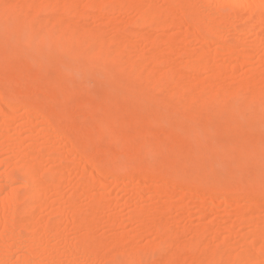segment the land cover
<instances>
[{
  "label": "rangeland",
  "instance_id": "obj_1",
  "mask_svg": "<svg viewBox=\"0 0 264 264\" xmlns=\"http://www.w3.org/2000/svg\"><path fill=\"white\" fill-rule=\"evenodd\" d=\"M95 1L0 0V95L6 94L5 104L15 108V111L0 117V174L3 171H11L16 180L12 190L5 186L0 188V203H4L6 196L11 192L15 193L16 217L9 218V222L18 223L16 236L21 241L18 249L7 239L3 241L4 245H0V250L3 247L6 250L7 263L16 262L19 255H27L32 247H38V242L32 240L36 236L42 240L41 247L52 252L51 264H123L131 253L133 258H138L137 262H133L135 264H157L161 258L170 263L178 251L185 254V248L199 260L183 258L181 264H223L218 261L219 252L223 251L228 264H249V250L252 251L253 264H263L264 257L260 258L263 255L260 249L264 248V238L257 239V236L264 230V212L248 209L247 205L252 202L245 196H237L227 202L218 201L220 197L217 196L218 200L214 202V206L201 209L199 202H205V199L180 193V190L163 195L160 193V183L151 179L141 181L137 176L118 178L107 172L97 174L90 164L86 166L80 159V153L71 148L63 138L62 132L52 131L42 123V118L35 116L32 111H21L20 105L9 99L14 88L19 85L8 79L11 67L9 61H14L16 67L20 68L27 58V69L31 77L28 82L22 80V84L27 82L26 86H23L32 91L28 96L39 103L49 101L51 93L47 92L46 87L50 84L60 89L64 84V88L78 99L84 100V96L90 98L91 95V103L97 102L101 93L114 92L119 101H130L133 107L129 110L134 112L133 115L153 114L158 122L154 126L155 130L153 129L156 140L167 132L172 124L180 126L181 136H188L193 141L200 139L202 144L196 146L191 155L196 165H200L204 160L205 177L221 183L236 181L233 167L246 160V155L238 152L230 155L223 153L222 142L227 140V129L242 134L245 140L253 136H264V119H252V115L247 113L248 111L245 112L246 110L236 126H229L226 121L227 111L230 116L239 117V109L243 107L236 103L242 102L243 99L250 102V107L259 100L264 105V45L255 47L254 35L247 36L242 33L251 22L249 12L239 10L237 24L235 22L222 26L221 39L215 49L208 43L195 41L193 33L197 29L196 26L192 27L193 30L186 31L182 27L162 24L148 28L145 26L146 28L141 27V30L149 35L146 39H141L138 36L140 28L134 25L139 21L140 8L138 10L124 7L119 12L98 13L90 9ZM192 1L201 16L207 14V9L214 7L225 14L233 13L230 8L220 4L219 0H190ZM111 2L122 4L123 0ZM171 5L175 7L172 0H157L152 3L157 12H165ZM152 6L150 5V10H155ZM45 15L49 17L47 20L43 19ZM7 23L10 29L15 25L18 28L20 34L14 38L20 40V43L16 44L12 42L14 38H9ZM72 27L76 29L74 33L69 31ZM232 30H235L238 36L241 35V41L230 36ZM170 39L177 47L173 51L167 48ZM67 40L75 44L69 51V58L61 55ZM152 42H157V46H153ZM224 43L233 45L232 50L221 52L219 46L225 45ZM180 49L200 52L203 58L207 56V68L187 70L184 66L189 58L184 56L185 53H179ZM101 52L105 53L101 57L104 63L99 66L97 59ZM153 54L160 60H156ZM47 56L53 57L46 60ZM77 57L79 61L76 60ZM217 66H222L223 72L220 76H212L210 69ZM176 72L185 75L182 92L177 91L178 84L175 78H171ZM18 74L20 75V72ZM256 76L259 78L252 82L249 88L254 87L260 91L258 98H243L245 94L240 91L226 92L227 89H234ZM203 82L208 83L204 89L201 88ZM211 84L213 87H210ZM214 86H218L221 91L212 93ZM139 90L157 94V100L165 101L170 99L171 94H175L172 110L168 111L167 106L159 101L135 96V92ZM131 92L133 97L129 95ZM207 93L212 94L210 99H205ZM223 98H226L227 102ZM76 102L65 104V110L69 112L65 122L79 123L80 127L95 123L93 119L96 107L86 101L78 102L76 106ZM223 103H227L222 106L224 114L213 122L201 124L202 115H196L198 126L209 127L212 133L206 129H197V124L193 125V109L203 112L207 106ZM234 103L237 107H232ZM57 109L61 112L63 107L57 105ZM119 110L121 113L122 110ZM100 115L105 117V114ZM122 118L119 117V121ZM135 118L134 125L137 124ZM160 118L162 120L158 121ZM193 128L195 130H191ZM122 136L116 140L109 136L103 138L99 143V150L93 143L86 145L85 156L95 155L110 166L122 163L127 165L126 159L129 157L121 147V141L124 140ZM163 143L165 150L170 151L168 141ZM107 148L111 149L112 154L108 155V152L104 151ZM29 154L34 155L28 163L34 172L31 173L42 183V187L34 191L25 183V177L21 173L22 162L24 159L29 161ZM142 155L144 156L143 153ZM180 156L184 155H177L178 165L186 168L190 164V158L183 157V160H180ZM241 157L244 158L240 159ZM145 160L152 166L167 163L170 158H161L153 151L146 154ZM257 161L259 166L264 168V156ZM242 165L240 171L249 176V168ZM97 175L101 177L102 182L97 179ZM176 185L179 186L174 183V186ZM182 197L187 198L185 203L181 202ZM97 198H103L104 202L93 211L92 203ZM25 202H30L32 206L30 217L22 215V209L27 205ZM180 202L183 205L181 208L177 207ZM152 207H167V210L159 217L162 228L153 225L145 233L141 231L140 222L131 219V215L140 209ZM73 210L83 214L91 225L77 227L72 220ZM237 211L245 216H254L258 223L243 225L240 215L236 214ZM47 225L57 227V233H43ZM26 227L28 229H25ZM159 229L164 232V236L161 237ZM86 235H91L95 240L106 241L105 245L98 248L99 255L89 254L82 258L80 254L75 255L76 249L72 248L73 256L69 260L65 259L63 251ZM194 244L195 247L192 246ZM148 248L150 250H147ZM35 250L37 251V248ZM38 260L37 255L33 264H39ZM124 263L129 264L127 261Z\"/></svg>",
  "mask_w": 264,
  "mask_h": 264
},
{
  "label": "bare ground",
  "instance_id": "obj_2",
  "mask_svg": "<svg viewBox=\"0 0 264 264\" xmlns=\"http://www.w3.org/2000/svg\"><path fill=\"white\" fill-rule=\"evenodd\" d=\"M156 1L157 0H123V3L121 4L120 2H116V3L111 2V0H96L90 6V9L98 13H101V12H115V11L119 12L124 7L136 8L138 10L140 8L139 21L135 22L134 25L139 26L140 31L138 32V36L141 39H146L147 36L149 35L148 33L146 34L141 30V27L144 28L145 26H147L148 28L151 27L152 25L162 24L164 26L182 27L185 29V31L188 29L193 30V28H195L194 26H196L197 29H195L194 30L195 32L193 33V37L195 41L201 44L208 43L210 44V46H214L215 49H217L219 40L221 39V30L223 28L222 26L224 24L232 25L235 22L237 24L238 21L237 15H240L238 14V11L247 10L246 12H249V17L251 22L250 24L248 22L249 26L247 27V30L242 33L243 35L244 33L247 34V36L254 35L253 43L255 47L264 45V0H219L220 4L230 8V11H232L233 13L225 14L222 11H217L218 8L214 7L207 9V14L204 16H201L199 14V9L195 5H193V1L190 2V0H172L174 2L175 7L171 5V7H168L169 9L165 10V12L164 11L157 12V10L152 6V3H156ZM150 5L155 10H150ZM48 18L49 17L45 15L43 19L47 20ZM53 18L54 16L52 17V19ZM17 30L18 28L16 27V25L15 27H12V29H10L7 23V32L9 38H14L17 35H19L20 33H18ZM69 31L74 33L76 29L72 27V29H69ZM230 36L234 38H238L237 40L241 41V37H240L241 35L238 36V33L236 34L235 30L231 31ZM12 42H15L17 44L20 43V40L14 38ZM152 44L153 46H157V42H152ZM65 45L66 48L61 55L62 56L64 55L65 58H69L70 55L69 51H71L74 48L75 44L71 40H67ZM232 46L225 44L219 46V48L221 52L231 51ZM167 48L169 51H173L177 47L174 41L170 39L167 42ZM178 52L185 53L184 56L189 58V60L187 59L184 66L187 70L195 71V70L207 68V63H206L207 56L203 58L200 52L198 53L188 52L185 49H180L178 50ZM103 55H105V53L103 52L99 53V58L97 59V65L99 66H101L104 63L101 61V57ZM152 56L156 60H160V58L156 54H153ZM52 57L53 56H47L46 60H49ZM76 60L79 61V58L77 57ZM9 63L11 67L9 69L8 79L10 81L19 83V85L16 86L12 91L9 99L17 102L20 105L21 111H27V112L32 111V113L35 114V116L42 118V123L50 127L52 131L62 132L63 138L66 140V142L71 146V148L75 152L78 151L80 153L79 155L80 159L83 160L86 166L90 164L93 167V171L95 173L101 174L103 172H107L118 178H121L123 176H129L132 178L133 176H137L138 178L141 179V181H145L146 179H151L153 182L155 181V183H160V186L162 188L160 193L163 195L167 194L168 192L172 193L175 191L178 192V190H180V193L184 192V194L186 195L189 196L194 195L205 199L206 200L205 202H199V207L201 209H204L205 206L207 207H209L210 205L211 207L214 206L215 204L214 202L218 200L216 199L218 197H220L218 201L227 202L229 200H233L235 197L237 198V196H242L241 198L245 196L246 198H248L250 202H252L247 205L248 209L262 210L264 212V168H261V166H259V163L257 161V159H260V157L264 156L263 135H262L263 137L261 136L260 138H258V136L257 137L253 136L252 138L245 140L241 136L242 134H238V133L236 134L233 132V129H227L226 134L224 133L227 136V140L225 142H222L223 153H225L226 155H230L233 152L242 153L246 155L244 156L246 157V160H242L241 162H238L239 165L236 164V166L233 167V172L235 174L236 181L227 182V183L214 182L203 175V172L205 171V169H203L205 167L204 160L203 163H201L200 165H196L193 163L196 161L194 160V157L191 155V152L194 150V148H196V146L202 144L200 142V139L193 141L188 136L185 135L181 136L179 134L181 130L179 128L180 126L172 124L173 123L172 122L171 123L172 125L169 127V129L167 127L168 129L167 132H164L162 136L158 140H156V136L154 133L155 130L154 126L158 122L157 119L153 117V114H142L143 116L141 114H138L141 117L137 116V113L133 115L134 112L132 113V111L129 110L130 108L133 107V106L131 107V103H129L130 101H125V102L119 101V99L114 96V92L112 94H108V92L106 93L100 92L101 94L99 93L100 95L99 97H97L98 100L95 103H91V99H90L91 95L89 98L87 96H84L83 93L81 95L84 96V100L82 98L78 99V97L76 98V96H73L66 88H64V84H63V88L61 89L58 86L55 87L54 84L48 85L46 87V90L48 93H51V97L49 98L48 102L41 104L36 99L29 97L30 96L29 93L32 91L30 89L28 91V88L25 87L26 83L29 81L31 77V73L27 69V65L29 63L27 58H25V62L23 66L20 68L16 67L14 61H9ZM19 72L20 75L18 74ZM222 72H223L222 66H217L214 67L213 69H210V73L212 76H220ZM176 73H173L176 75L175 76L172 75L171 78H175L178 84V87L176 88L177 91L182 92L183 90L182 84L184 83L185 75L182 72H176ZM257 78L259 77L258 76L253 77L251 81L243 83L234 89L233 88L227 89L226 92L240 91L243 94H245L243 98H246L247 96H252V97L255 96L256 98H258L260 91L254 87L249 88V86L253 84L252 82L256 81ZM22 80L23 81L28 80L27 82H25V84L23 83L25 86H23ZM207 84H208L207 82H203L201 84V88L204 89V87H206ZM210 87H213V85L211 84ZM214 89L215 90H212V93L221 91V89L218 86H214ZM144 90H139L135 92V96L141 98L148 97L149 99L151 98L152 100L159 101L163 105L167 106L168 111L172 110L171 107L174 105L175 94H171L170 99L167 101L162 99L157 100L156 98H158L159 95L157 94L154 95L153 93H149ZM131 93L132 94L129 95L130 97H133V92ZM211 95H212L211 93H207L205 95V99H210ZM6 96L7 95L4 93L0 95V117L1 116L3 117L5 113H11L12 111H15V108L5 104V99H7ZM223 100L227 102L226 98H223ZM74 101H77L74 104L76 106H78V102L81 103L86 101L90 105H94L96 107L95 116H94L95 118L93 119L95 123L91 121L92 122V123L90 122L91 127L88 125H84L85 126L84 127L82 125L83 127L82 128L78 125L79 123L77 124L75 122H71V123L65 122L66 119L68 118L67 116L69 113L66 112L65 110L67 108L65 104H71ZM226 104L227 103H223L217 106H207L203 112L198 111L197 109H193L194 112L192 113L193 125L195 126L197 124L196 123L198 119L197 116L199 115H202L200 117L203 118L201 124H207V122H213L219 119L224 114V110L222 106ZM236 104L241 105L243 108L239 109V112L241 113L240 114L238 112L239 117H232L228 113L229 111H227L226 121L229 126L234 127L240 122L241 115L244 110H246L245 112L248 111L247 113H250L252 115V119L255 120L264 119V105L263 103H261V100H259L258 102H254L252 107H250L251 106L250 102L245 99H243L242 102H237ZM236 104L234 103L232 107H237ZM57 105H61L63 107V110L61 112H59V110L57 109ZM153 105L154 104H152V106ZM122 108L126 109V111L130 113V115L126 114L125 110ZM119 109L122 110L121 112L122 114L124 110L125 114L122 115L120 112H118ZM101 113L103 115L105 114V117L100 115ZM119 117L120 119L123 117L121 121H119L118 119ZM131 117L136 119L135 122H137L138 125L136 123L135 125L133 124L134 119ZM161 120L162 119L160 118V120L158 121ZM180 120L182 121L183 118H181ZM94 125L95 127H93ZM198 128L206 129L207 131L211 132V129L206 126H198L197 124V129ZM191 130H195V129L193 128ZM120 135H123L122 138L124 139L123 141H121L122 142L121 147L123 148V150L126 151V153L124 152V154H126L127 157H129V159L128 158L126 159L127 165H124L122 163V164L110 166L107 164V162L104 159H103L104 162H102L95 155H91L89 157L85 156L86 145L93 143L94 145L93 144L92 145L95 146L97 150H99L100 148L99 143L103 138L109 136L110 138L116 140V138L119 137ZM163 141H168L169 146H171L170 151H166L165 148L162 146V144H165L163 143ZM104 151L106 153L108 152V155L112 154V151L109 148H107V150ZM153 151H155L156 155L160 156L161 158L164 156L169 157L170 161L164 164H156L152 166L149 165L148 162H146L145 160V156L146 154L148 155V153H151ZM184 152L186 154H183ZM142 153L144 154V156L142 155ZM177 155H182V156L184 155L183 157L185 158L189 157L190 160L188 161H190V164L187 165L186 168H183L181 167V165H178V162L176 160ZM33 156L34 155L31 154L27 155V158H29L28 162L26 159L23 160L24 162H22L23 166L21 172L22 175L25 177L24 179L25 183L32 191L40 189L42 187V183L39 181V179L35 177V175L33 174L34 172L31 170L28 164L30 160L33 159ZM183 157H181L180 160H183L182 159ZM244 157H241L240 159ZM242 164H244L245 166L247 165L246 167L249 168L250 170L248 173L249 176H247L242 171H240L241 167L243 166ZM97 179L100 182H102V179L99 175H97ZM0 181H1L0 188L5 186L7 188H11L12 190L13 189L12 187L16 184L15 177L13 176L11 171L1 172ZM174 183L179 184V186L177 185L174 186ZM205 193L207 196L205 195ZM186 199H187L186 197H182L181 202L185 203ZM15 201H16V195L14 192H11L9 195L6 196L5 202L0 203V245L1 246L4 245L5 243H3V241L7 239L12 241V244H14L15 248L18 249L20 248L21 245L20 238L16 236L18 223L11 224L9 222V218L13 219L16 217ZM103 202H104L103 198L95 199L92 203L93 211H95L100 206H102ZM181 202L177 207L179 208L183 207ZM29 203L25 202V204L27 205L22 209V215L24 217H30L29 212L32 206ZM166 210L167 207H161V208L152 207L148 209L143 208L133 213L131 215V219L139 221L141 225L140 226L141 231L143 232L145 231L146 233L149 229L152 228L153 225L162 228V224L159 220V217L162 216ZM72 213L74 214L72 220L75 222L77 227L91 225V223H89L88 220L83 217V214L78 213L77 211L74 210ZM236 214L240 215L241 223L245 226L256 225L258 223V219L252 215L245 216L242 215L240 211L239 212L237 211ZM25 229H28V227H26ZM48 232H52L56 234L57 227H55L54 225H47L46 227H44L43 233H48ZM159 233L161 237L164 236V232L161 229H159ZM259 238H264V230L260 232L259 235L257 236V239ZM32 240L38 242L39 246L32 247L29 251V254L27 255H21V256L19 255V257H17V261L12 264H33L34 258L37 255L39 259L38 260L39 264L52 263L53 254L50 250L47 251L41 247L43 246L42 240L37 238L36 236H34ZM105 243H106L105 240H95L91 235H86L84 236L83 239H79L77 243L70 244L67 247V249L63 251V257L69 260L70 257L73 256L72 248L74 250L76 249L74 254L75 255L80 254L82 258H86L87 255L89 254L99 255L100 249L98 248L105 245ZM192 246L195 247V244ZM35 248H37V251L35 250ZM151 248H153V246ZM147 250L150 249L148 248ZM182 250L184 249L182 248ZM260 251L261 253H263V255L260 256V258H262L264 257V248L260 249ZM178 252L179 253L175 254V257L172 259L173 261H171L170 263L164 262V260L161 258L159 259L157 264H181L183 258L192 261L199 260L195 256V254L191 253L186 248L184 250V252H186L185 254L183 253V251H178ZM248 252L250 253L247 256V259L249 260V264H253L254 260L252 258V251L249 250ZM130 255L131 256H128L126 261L129 264H135L133 262H137L136 260H138V258H133V253H131ZM218 261H221L223 264H228L226 260L225 251L219 252ZM124 262L123 264H125ZM0 264H8L6 250L4 247L0 250Z\"/></svg>",
  "mask_w": 264,
  "mask_h": 264
}]
</instances>
